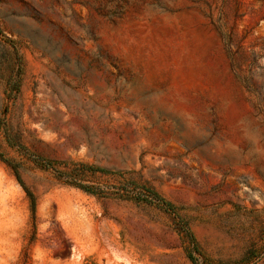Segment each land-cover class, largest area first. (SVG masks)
Segmentation results:
<instances>
[{
    "label": "rangeland",
    "instance_id": "374dc122",
    "mask_svg": "<svg viewBox=\"0 0 264 264\" xmlns=\"http://www.w3.org/2000/svg\"><path fill=\"white\" fill-rule=\"evenodd\" d=\"M0 264H264V0H0Z\"/></svg>",
    "mask_w": 264,
    "mask_h": 264
},
{
    "label": "trees",
    "instance_id": "16d2710c",
    "mask_svg": "<svg viewBox=\"0 0 264 264\" xmlns=\"http://www.w3.org/2000/svg\"><path fill=\"white\" fill-rule=\"evenodd\" d=\"M27 195H28V197H29V199L31 201V212H32V218L34 220V218H35V200H34V196L28 191H27Z\"/></svg>",
    "mask_w": 264,
    "mask_h": 264
}]
</instances>
